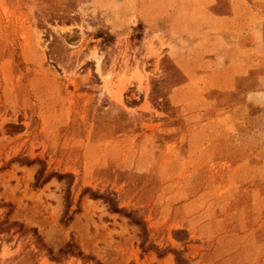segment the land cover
I'll return each instance as SVG.
<instances>
[{"label":"rangeland","instance_id":"obj_1","mask_svg":"<svg viewBox=\"0 0 264 264\" xmlns=\"http://www.w3.org/2000/svg\"><path fill=\"white\" fill-rule=\"evenodd\" d=\"M0 264H264V0H0Z\"/></svg>","mask_w":264,"mask_h":264},{"label":"trees","instance_id":"obj_2","mask_svg":"<svg viewBox=\"0 0 264 264\" xmlns=\"http://www.w3.org/2000/svg\"><path fill=\"white\" fill-rule=\"evenodd\" d=\"M35 178H36L35 184H42L47 179V178H44V179L41 180V172H40V170H38L37 174L35 175ZM105 199L107 200V202H109L112 211H118V212L121 211V209L117 205L112 203L111 199H109L107 197H105ZM134 222L137 223L136 221H134ZM65 246H66L65 249L67 248L66 250L60 249L59 251H63L65 253L68 252V251L72 252V247H71L72 245L70 246V244L67 243ZM78 254L81 255V252L78 251Z\"/></svg>","mask_w":264,"mask_h":264}]
</instances>
